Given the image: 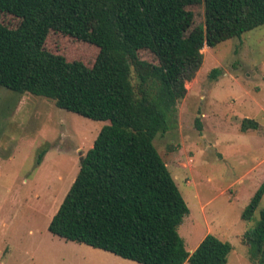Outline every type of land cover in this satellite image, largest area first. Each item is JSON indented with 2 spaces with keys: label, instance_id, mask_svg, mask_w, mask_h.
I'll return each mask as SVG.
<instances>
[{
  "label": "trees",
  "instance_id": "trees-1",
  "mask_svg": "<svg viewBox=\"0 0 264 264\" xmlns=\"http://www.w3.org/2000/svg\"><path fill=\"white\" fill-rule=\"evenodd\" d=\"M197 7L204 27L192 26ZM1 15L18 22L0 21V87L108 122L48 232L136 264H227L233 247L212 235L186 251L178 227L189 209L153 141L169 131L202 48L264 26V0H0ZM50 33L86 44L92 57L50 52ZM257 129L242 120L241 133ZM263 198L264 180L241 219L251 221ZM241 242L264 264V207Z\"/></svg>",
  "mask_w": 264,
  "mask_h": 264
},
{
  "label": "rangeland",
  "instance_id": "rangeland-1",
  "mask_svg": "<svg viewBox=\"0 0 264 264\" xmlns=\"http://www.w3.org/2000/svg\"><path fill=\"white\" fill-rule=\"evenodd\" d=\"M191 12L192 26L204 27L202 8ZM0 21L18 22L7 15ZM45 47L92 57L86 44L59 34L50 33ZM201 53L169 131L153 144L189 209L178 227L186 251L212 235L233 247L227 264H253L241 238L255 228L264 198L251 221L241 215L264 180V26L205 45ZM214 69L221 74L209 78ZM243 119L258 129L241 133ZM107 124L0 87V264H136L48 232L81 160Z\"/></svg>",
  "mask_w": 264,
  "mask_h": 264
},
{
  "label": "crops",
  "instance_id": "crops-1",
  "mask_svg": "<svg viewBox=\"0 0 264 264\" xmlns=\"http://www.w3.org/2000/svg\"><path fill=\"white\" fill-rule=\"evenodd\" d=\"M201 241H202V240H201ZM201 241H200V242H201Z\"/></svg>",
  "mask_w": 264,
  "mask_h": 264
},
{
  "label": "water",
  "instance_id": "water-1",
  "mask_svg": "<svg viewBox=\"0 0 264 264\" xmlns=\"http://www.w3.org/2000/svg\"><path fill=\"white\" fill-rule=\"evenodd\" d=\"M82 161V160H81Z\"/></svg>",
  "mask_w": 264,
  "mask_h": 264
}]
</instances>
